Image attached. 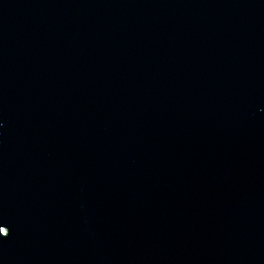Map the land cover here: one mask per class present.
I'll return each mask as SVG.
<instances>
[{
	"label": "water",
	"instance_id": "obj_1",
	"mask_svg": "<svg viewBox=\"0 0 264 264\" xmlns=\"http://www.w3.org/2000/svg\"><path fill=\"white\" fill-rule=\"evenodd\" d=\"M0 224V264H264V0H0Z\"/></svg>",
	"mask_w": 264,
	"mask_h": 264
},
{
	"label": "snow or ice",
	"instance_id": "obj_2",
	"mask_svg": "<svg viewBox=\"0 0 264 264\" xmlns=\"http://www.w3.org/2000/svg\"><path fill=\"white\" fill-rule=\"evenodd\" d=\"M0 225H2V224H0ZM4 231H5V228L4 227H0V233H3ZM8 234H9V229H7V235ZM6 236H4V237H6Z\"/></svg>",
	"mask_w": 264,
	"mask_h": 264
}]
</instances>
